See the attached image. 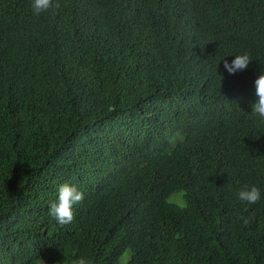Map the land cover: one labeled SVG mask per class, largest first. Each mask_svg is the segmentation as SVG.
<instances>
[{
    "label": "trees",
    "instance_id": "1",
    "mask_svg": "<svg viewBox=\"0 0 264 264\" xmlns=\"http://www.w3.org/2000/svg\"><path fill=\"white\" fill-rule=\"evenodd\" d=\"M58 2L0 0V264H264V0Z\"/></svg>",
    "mask_w": 264,
    "mask_h": 264
},
{
    "label": "clouds",
    "instance_id": "2",
    "mask_svg": "<svg viewBox=\"0 0 264 264\" xmlns=\"http://www.w3.org/2000/svg\"><path fill=\"white\" fill-rule=\"evenodd\" d=\"M31 6L33 13L39 15L50 8L58 9L60 4L58 0L56 3H53V0H32ZM250 60L249 55L246 53L235 55L231 62L224 60V68L229 74H235L237 71L246 69ZM254 83L257 99L251 103V111L255 115L264 118V71H260ZM260 198L261 191L255 185H245L238 191V199L247 204H255ZM83 200L84 194L82 191L78 190L74 185L63 183L58 187L57 198L51 201L49 205V215L60 225L70 224L74 219V205L80 204ZM247 223L248 221L244 219V224L246 225ZM72 264H92V262L83 256H77L72 261Z\"/></svg>",
    "mask_w": 264,
    "mask_h": 264
},
{
    "label": "rangeland",
    "instance_id": "3",
    "mask_svg": "<svg viewBox=\"0 0 264 264\" xmlns=\"http://www.w3.org/2000/svg\"><path fill=\"white\" fill-rule=\"evenodd\" d=\"M175 199H177L178 201H181V199H180V196L179 195H176V197H175ZM126 255V254H125ZM124 255V256H125ZM42 264V263H41Z\"/></svg>",
    "mask_w": 264,
    "mask_h": 264
}]
</instances>
